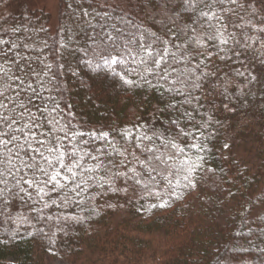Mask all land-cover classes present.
<instances>
[{
  "label": "snow or ice",
  "instance_id": "1",
  "mask_svg": "<svg viewBox=\"0 0 264 264\" xmlns=\"http://www.w3.org/2000/svg\"><path fill=\"white\" fill-rule=\"evenodd\" d=\"M74 2L72 27L58 29L51 44L37 46L19 28L0 31V214L19 208L21 223L30 213L37 222H79L68 214L73 206L137 187L151 195L157 183L173 188L177 177L195 188L191 177L204 163L212 118L201 109L228 100L217 61L228 66L249 41L264 44V3L253 12L252 0H103L102 11L96 0ZM77 53V65L153 94L150 117L123 127L77 120L70 104L62 106L61 79L78 75L69 60ZM262 214L264 201L254 220Z\"/></svg>",
  "mask_w": 264,
  "mask_h": 264
},
{
  "label": "trees",
  "instance_id": "2",
  "mask_svg": "<svg viewBox=\"0 0 264 264\" xmlns=\"http://www.w3.org/2000/svg\"><path fill=\"white\" fill-rule=\"evenodd\" d=\"M102 2L96 0L97 10H104L99 7ZM57 3L58 21L52 34L44 13L1 18L0 31L19 28L18 34L31 35L37 46L46 39L51 44L50 37L58 29L72 27L73 10L79 12L74 0ZM262 3L252 0L251 11L258 12ZM241 11L245 20L250 19ZM244 31L255 36L247 28ZM249 43L251 47L239 58L233 57L228 66L217 61L222 69L221 90L227 88L228 100L217 97L214 109L207 104L201 109L206 120L212 118L206 123L204 163L191 177L195 188L177 177L179 184L176 179L173 188L157 183L151 195L139 187L134 190L138 194L129 199L120 192H107L69 210L68 214L81 218L79 222L59 225L31 219L35 213L21 223L17 220L21 210L6 208L0 214V264H45L48 257L72 260L79 256L91 257V264H264L260 251L264 249V219L254 220L255 210L264 201V44ZM82 55L69 57L78 75L65 72L61 77L62 106L70 104L77 120L123 127L150 117L158 103L153 94L125 88L103 71L77 65ZM235 69L245 75L236 76ZM222 100L228 103L227 110ZM232 135L235 141L255 139L251 153L259 162L256 166L249 167L237 155Z\"/></svg>",
  "mask_w": 264,
  "mask_h": 264
},
{
  "label": "rangeland",
  "instance_id": "3",
  "mask_svg": "<svg viewBox=\"0 0 264 264\" xmlns=\"http://www.w3.org/2000/svg\"><path fill=\"white\" fill-rule=\"evenodd\" d=\"M44 13L47 19V29L50 34L53 33L54 27L57 25L59 6L57 0H0V19L14 20L19 14H28L32 17ZM36 14V15H35ZM240 124L243 125L242 121ZM251 127H249L250 129ZM232 143L238 149L237 155L249 167L253 164L256 166L259 162L255 161L251 150L255 146L254 138L243 137L241 141H235L232 135ZM230 139V140H231ZM121 196L129 199L136 196V191L129 189L127 193L120 192ZM119 214H117V217ZM91 257L79 256L77 259L67 260L62 258L48 257L45 264H91Z\"/></svg>",
  "mask_w": 264,
  "mask_h": 264
}]
</instances>
